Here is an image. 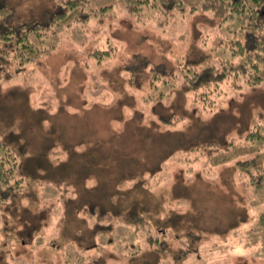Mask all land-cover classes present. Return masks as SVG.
Listing matches in <instances>:
<instances>
[{
  "label": "rangeland",
  "instance_id": "374dc122",
  "mask_svg": "<svg viewBox=\"0 0 264 264\" xmlns=\"http://www.w3.org/2000/svg\"><path fill=\"white\" fill-rule=\"evenodd\" d=\"M179 1L85 0L29 35L37 58L6 54L0 140L18 188L0 202V264H264V187L240 164H264V141L249 138L264 82L226 78L206 107L177 71L230 73L251 29ZM59 3L0 0L24 23H47Z\"/></svg>",
  "mask_w": 264,
  "mask_h": 264
},
{
  "label": "trees",
  "instance_id": "16d2710c",
  "mask_svg": "<svg viewBox=\"0 0 264 264\" xmlns=\"http://www.w3.org/2000/svg\"><path fill=\"white\" fill-rule=\"evenodd\" d=\"M129 4L130 8L135 10L140 9V5L151 4L163 6L167 8L180 7L179 0H122ZM85 0H60L59 6L63 8L60 12L52 11L50 13L47 23L34 22L24 23L19 22L14 16V10L11 6L6 4H0V65L6 61V54L9 50L16 46L15 53L20 58L26 57L27 61H31L33 57L37 58L40 53L39 49L35 47L34 43L29 41V35L31 33H39L42 30L47 29L52 24L57 23L59 20H63L68 17V9L74 10ZM201 9L212 13L220 21H226L230 19L239 20L244 23L243 28H250L251 31L243 32L246 34L244 40L234 41L233 44H237L241 53L247 52V58L245 61L236 65L232 69H229L230 73H227L228 65H224V69L220 73H214L215 67H196L189 65L186 68L181 67L177 71L181 74L184 80L193 84L195 88L194 100L204 105L212 107L215 106V96L218 97L225 92L226 78H233L232 83L236 88L240 89L248 85H256L264 82V77L261 76V70L264 68V0H201V2L192 8L193 10ZM72 13H76V10ZM80 14V12H79ZM81 17L88 16V13L82 12ZM237 51V50H235ZM28 54L32 57H28ZM25 60V61H26ZM24 61V60H22ZM23 63V62H22ZM229 65H232L229 62ZM151 72L156 75L159 74L157 69L152 68ZM174 73L168 77L178 78ZM211 74L214 76L211 78ZM243 79L242 83L238 80ZM176 80V79H175ZM226 81V82H225ZM174 86V84H172ZM172 90V88H171ZM159 97L167 95V92H159ZM157 98V99H158ZM249 138L264 141V126L257 127L249 133ZM215 142L214 144H216ZM18 157L15 152L2 140H0V202L7 200L9 197V190L18 188L16 184H9L13 175L16 173L18 163ZM254 160L241 161L240 164L252 163L251 169H249V175L256 187H264V164H257L252 162ZM19 178L15 182L19 183ZM8 185V188L3 186ZM21 187V185H19ZM262 224L264 225V213L261 216Z\"/></svg>",
  "mask_w": 264,
  "mask_h": 264
}]
</instances>
